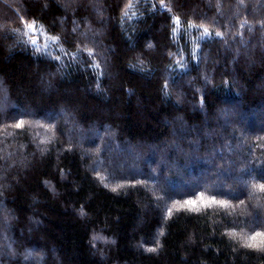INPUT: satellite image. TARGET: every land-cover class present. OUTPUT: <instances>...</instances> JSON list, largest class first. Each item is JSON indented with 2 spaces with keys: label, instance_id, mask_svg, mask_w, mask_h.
Returning <instances> with one entry per match:
<instances>
[{
  "label": "trees",
  "instance_id": "trees-1",
  "mask_svg": "<svg viewBox=\"0 0 264 264\" xmlns=\"http://www.w3.org/2000/svg\"><path fill=\"white\" fill-rule=\"evenodd\" d=\"M0 26V264H264V0H0Z\"/></svg>",
  "mask_w": 264,
  "mask_h": 264
},
{
  "label": "rangeland",
  "instance_id": "rangeland-1",
  "mask_svg": "<svg viewBox=\"0 0 264 264\" xmlns=\"http://www.w3.org/2000/svg\"><path fill=\"white\" fill-rule=\"evenodd\" d=\"M7 2L4 1L3 2V5H5ZM3 27L0 26V31H3ZM244 128H246L248 130V132L251 130V127L248 126L246 123H244ZM103 153H104V149L101 150ZM116 157H120L123 159V162L121 163V165L119 166L118 165V170L119 171H124V172H131V171H134V172H138L139 171V167H133V165L131 166V161L130 159L129 160H126L123 158L122 156V153H119L117 150L113 151L110 155V157H108V159H111V164H113V159L116 158ZM107 160V159H106ZM163 161H156V165L159 167L160 164H162ZM152 162L151 161H145V162H141V165H145L147 167H151V164ZM114 167V165H113ZM152 173V171H151ZM155 174L156 173H152V178L154 179L155 177ZM201 174H207V172H201ZM190 176V174H189ZM227 176V175H226ZM229 176L225 177L224 181H229L230 178H228ZM189 182H201L202 185H204L203 183H205V178H202L201 175H197V177H187ZM188 183V181L185 182V184ZM225 182H223L222 184L224 185ZM184 184V185H185ZM157 185H159V183L157 182ZM183 185V186H184ZM206 185V184H205ZM206 186H209V185H206ZM216 187V186H215ZM218 187V186H217ZM167 188H169L168 190L173 193V195L175 194H178L179 192H181V190H179L177 187L175 186H172L171 188V185L168 183L167 184ZM192 200H195L196 201V204L195 205H185L187 207H190L192 209H195V210H202V209H205V208H208V207H213V206H219L218 202H215L214 200H209L207 198H204V197H200V196H197L195 198H192Z\"/></svg>",
  "mask_w": 264,
  "mask_h": 264
},
{
  "label": "snow or ice",
  "instance_id": "snow-or-ice-1",
  "mask_svg": "<svg viewBox=\"0 0 264 264\" xmlns=\"http://www.w3.org/2000/svg\"><path fill=\"white\" fill-rule=\"evenodd\" d=\"M129 6H130V5H129ZM175 22H176V23H179V18H178V17L175 18ZM190 26H193V25H190ZM28 27H29L30 29H31V28H34V24H29ZM207 32H208V29L205 28V29H204V33L207 34ZM216 35H217V36H220V35H222V34L218 32V33H216ZM51 39H52L53 41H56V40H58V37H52ZM32 43L35 44L36 41L33 40ZM22 124H23V122L17 123V124L15 125V127L19 128V127L22 126ZM259 189L262 190V191H264V185H259ZM113 191H115V189H113ZM218 203L223 204L224 202L221 201V202H218ZM195 204H196V201H195V200H189V201H185L183 205H180V207H184L185 205H195ZM174 207H175V205H174ZM169 212H171V209L169 210ZM82 214H83V213H82ZM257 237H262V238H264V233L257 232V233H255V235L249 237L248 240L246 241V246H247V247H261V246H264V239H261V241H260L259 244L253 243V241H255ZM97 238H98V237H94V239H97ZM148 251H156V249H155V248H150V249H148Z\"/></svg>",
  "mask_w": 264,
  "mask_h": 264
}]
</instances>
